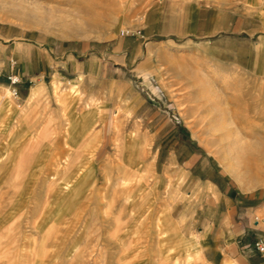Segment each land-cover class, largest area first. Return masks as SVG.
Segmentation results:
<instances>
[{
    "label": "rangeland",
    "instance_id": "1",
    "mask_svg": "<svg viewBox=\"0 0 264 264\" xmlns=\"http://www.w3.org/2000/svg\"><path fill=\"white\" fill-rule=\"evenodd\" d=\"M234 1L0 0V264H210L201 180L264 187V9Z\"/></svg>",
    "mask_w": 264,
    "mask_h": 264
},
{
    "label": "crops",
    "instance_id": "2",
    "mask_svg": "<svg viewBox=\"0 0 264 264\" xmlns=\"http://www.w3.org/2000/svg\"><path fill=\"white\" fill-rule=\"evenodd\" d=\"M236 6V1L228 0ZM229 27L238 31L264 9V0H243ZM221 172L209 173L202 182L203 201L195 209V243L210 264H264L254 242L264 239V187L244 190ZM193 230V229H192Z\"/></svg>",
    "mask_w": 264,
    "mask_h": 264
},
{
    "label": "built area",
    "instance_id": "3",
    "mask_svg": "<svg viewBox=\"0 0 264 264\" xmlns=\"http://www.w3.org/2000/svg\"><path fill=\"white\" fill-rule=\"evenodd\" d=\"M0 75H1V69H0ZM21 76L10 72L7 75V82H8V89L12 96H16L18 94V85L21 82ZM254 250L260 254L262 257H264V239H257L254 242Z\"/></svg>",
    "mask_w": 264,
    "mask_h": 264
},
{
    "label": "bare ground",
    "instance_id": "4",
    "mask_svg": "<svg viewBox=\"0 0 264 264\" xmlns=\"http://www.w3.org/2000/svg\"><path fill=\"white\" fill-rule=\"evenodd\" d=\"M98 7V6H97ZM111 8V7H110ZM100 9V8H98ZM113 9V8H112ZM108 10V9H107ZM96 11V9H95ZM62 25H64L66 27V30L68 31V33H83L86 31V27H81V26H77L72 22H62ZM66 32V31H65Z\"/></svg>",
    "mask_w": 264,
    "mask_h": 264
}]
</instances>
